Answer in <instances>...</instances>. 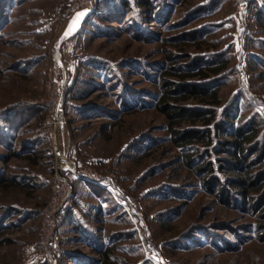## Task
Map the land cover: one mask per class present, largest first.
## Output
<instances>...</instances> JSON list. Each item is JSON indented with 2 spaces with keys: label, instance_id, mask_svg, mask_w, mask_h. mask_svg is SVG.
<instances>
[{
  "label": "rangeland",
  "instance_id": "374dc122",
  "mask_svg": "<svg viewBox=\"0 0 264 264\" xmlns=\"http://www.w3.org/2000/svg\"><path fill=\"white\" fill-rule=\"evenodd\" d=\"M98 1L0 0V127L10 112L26 113L23 126L11 132V148L20 151L36 138L43 142L36 157L24 152L0 160V172L29 185L0 187V264H49L41 235L60 168L71 193L49 241L57 264H76L63 257L75 246L74 225L100 235L101 247H112L109 259L93 254L87 244L79 247L104 264H264V233L257 230L264 224V194L255 199L256 208L240 207L229 156L216 150L219 138L212 134L210 147L195 141L194 149H182L170 138L166 116L152 107L164 81L179 78L161 74L167 56L182 68L194 56L222 55L226 75L213 121L228 107L235 109L236 126L257 125L255 141L262 149L264 0H153L172 3L165 24L151 23L158 33L153 40L130 33L90 40L78 35L82 28L68 36L71 15L95 3L97 9ZM211 2L209 9L192 14ZM131 7L127 18H142L140 7ZM52 108L62 113L57 126ZM90 109L110 112L85 118ZM192 152L198 163L212 164L213 188L204 184L196 164H186ZM7 153L0 142V157ZM61 158L81 176L63 170L67 163ZM254 158L258 174L264 171V154ZM94 184L108 197L97 195ZM225 192L237 197L224 201ZM68 209L75 210L73 220H62Z\"/></svg>",
  "mask_w": 264,
  "mask_h": 264
},
{
  "label": "trees",
  "instance_id": "16d2710c",
  "mask_svg": "<svg viewBox=\"0 0 264 264\" xmlns=\"http://www.w3.org/2000/svg\"><path fill=\"white\" fill-rule=\"evenodd\" d=\"M98 2L95 13L87 19L78 33L80 37L87 35L88 38L92 40L94 38L107 36V40H113L122 33H130V35L135 38L150 41L158 35L153 27H150L153 26L151 23L165 24L168 13L172 10V3H158L153 0H99ZM133 3L140 7L142 18L132 17V20L131 18H127L130 14V11L127 10L133 8L131 7ZM103 4L108 5V10L104 12H102ZM213 5L214 3L211 2L194 8L192 14L201 13ZM101 20L106 21V24H102L103 21ZM176 45L179 44L176 43ZM193 59L194 61L191 64L183 66L186 68L184 70L183 67L180 68V66L177 67L174 65L175 61L172 55L167 56L169 63L163 64L164 66L161 74L165 77L168 75H175L179 78L178 81H164L162 84V92L156 98L152 107H157V109L166 116L169 123L170 138L182 149H194L193 143L195 141L207 143V147H210V143L214 141L212 134L219 138L218 143L216 142V150L218 151L217 153L224 152L229 156L226 162H228V169L232 175L231 186L235 188L237 194H239L240 207L246 210H252L259 206L258 202H255V199H258L259 196H263L264 194V192H262L264 187V171L261 170L260 173L257 174L252 166L253 162H255L254 160H257V158L252 159L253 155L257 152L264 154V142L263 148L259 149L256 143L257 141H255L259 129L254 122L247 121L245 123L241 122L236 126L234 124L236 110L232 109L233 111H230L228 110L229 107L226 111L221 113L222 117L220 116L219 118L218 115V119L213 121L218 112L216 106L220 104V99L218 97L219 87L220 84L224 82L226 75V73H224V70H226V67H224L225 63L222 64L221 62H226L227 60L222 57V55L212 60H207L208 58H204L202 55L194 56ZM179 69H183L182 73L177 74L173 72V70ZM128 94L133 100H131L132 102L139 103V100H137L138 98L134 97L132 92ZM181 101L185 103L195 101L196 103L183 105ZM135 103L133 106H135ZM16 112L17 111L13 113L10 112L9 116L6 117L7 123L0 127L2 131L0 142L8 151L6 156L0 157L1 161H5L10 157H22L24 152L29 155L28 157H36L39 155V152H43L41 151L43 142L38 138L25 141L21 145L20 151L11 148L15 136L12 135L11 132L16 128L19 129L23 126L24 122H26V120H24L26 113L15 115ZM103 112L104 111L90 109L86 114L91 116L86 115L87 117L85 118L107 116V113L110 111H105L104 114ZM112 116H115V114L112 113ZM44 118V115L38 116L39 120ZM199 122L202 123L200 126L198 125ZM33 145L39 148L38 151L32 150ZM213 149L215 148L213 147ZM209 150L210 149L206 152H210ZM192 153H187L185 156L186 164H196L195 168H197L198 174L203 175L204 184H209L210 187L213 188V180L215 179L212 164L204 161L201 163L199 161L198 163V158L194 159L196 153ZM74 178L75 177L72 176L71 180ZM19 184L23 187H29V185H27L28 183H20L11 177H6L4 173L0 172V187L8 189L12 186H18ZM93 188L99 196L103 194L105 196V194H107L99 185L97 186L94 184ZM217 190V192H219L221 187L217 188ZM255 195L258 197H255ZM106 197H108V194ZM236 197L237 196L233 197V194L228 192L223 194V200L229 201V203ZM262 200H264V197ZM74 211L68 209L62 217V220H73V216H75ZM73 230L77 232L73 237L75 246L66 250L63 257L76 262V264H104L102 261L100 262L99 259H96L95 256L85 255L79 248L80 245L87 244L93 254L101 256L102 259L110 258L112 247H101L102 240L100 235L95 232H87L80 226L77 227V225H74L72 231ZM257 230L264 233V224L260 223L259 226H257ZM7 241L10 240L8 239Z\"/></svg>",
  "mask_w": 264,
  "mask_h": 264
},
{
  "label": "built area",
  "instance_id": "2783aa9c",
  "mask_svg": "<svg viewBox=\"0 0 264 264\" xmlns=\"http://www.w3.org/2000/svg\"><path fill=\"white\" fill-rule=\"evenodd\" d=\"M52 111L56 115L55 120L57 122H54L55 125L57 126L59 123H61L60 118H62V113H60L59 109H53ZM62 162L67 163V166H63V170H70L74 176L77 175L78 177L81 176L77 174V172L74 169V166L71 162H68L67 160H64V158H61ZM61 168L57 169L56 171V177H55V182L56 187H55V196L52 198L50 201V205L48 208L45 210V227L43 229V235L42 236V242L43 245L47 249L46 253V259L49 262V264H57V259L54 257L52 251L49 249V241L51 238V235L53 234L56 226V216L57 214L62 210L63 204L65 200L68 198V196L71 193V182L67 179V177L63 176L61 173Z\"/></svg>",
  "mask_w": 264,
  "mask_h": 264
},
{
  "label": "water",
  "instance_id": "95a60500",
  "mask_svg": "<svg viewBox=\"0 0 264 264\" xmlns=\"http://www.w3.org/2000/svg\"><path fill=\"white\" fill-rule=\"evenodd\" d=\"M96 6H97V3H95L93 6H90V5L84 6L83 8L76 10V11L71 15V17H70V19H69V21H68L67 28H66V32H67V34H68V30H69V28H70V26H71V24H72L73 19L76 17V14L79 13V12H81L82 10L87 9V13H86L83 17H81V18L79 19V23H78V26L76 27L75 31H74L71 35L68 34V36H72V35L76 34V33L82 28L83 23H84V22H85V21H86L91 15H93V14L95 13V11H96Z\"/></svg>",
  "mask_w": 264,
  "mask_h": 264
},
{
  "label": "snow or ice",
  "instance_id": "6c2138e0",
  "mask_svg": "<svg viewBox=\"0 0 264 264\" xmlns=\"http://www.w3.org/2000/svg\"><path fill=\"white\" fill-rule=\"evenodd\" d=\"M86 13H87V9L82 10L81 12L76 14V17L73 19L72 24L68 30L69 35H71L75 31L76 27L78 26L79 19L83 17Z\"/></svg>",
  "mask_w": 264,
  "mask_h": 264
}]
</instances>
